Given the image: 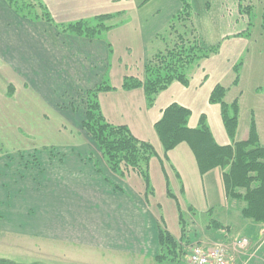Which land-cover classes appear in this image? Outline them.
I'll return each mask as SVG.
<instances>
[{"label": "crops", "instance_id": "1", "mask_svg": "<svg viewBox=\"0 0 264 264\" xmlns=\"http://www.w3.org/2000/svg\"><path fill=\"white\" fill-rule=\"evenodd\" d=\"M43 1L54 23L58 25L78 21L96 23L100 16L111 17L105 20L108 28L103 29L99 37L91 39L61 32L53 23L23 18L10 7L7 0H0V69L2 66L9 68L6 76L10 82H25L28 89L17 92L18 96L35 100L37 94L42 104L45 102L50 108L56 106L60 109L59 102L66 96L68 99L81 96L101 82L108 81L115 87L101 93V97L111 99L102 105L108 120L129 126L137 137L153 143L157 151L162 149V144L155 124L161 120L164 110L173 103L190 110V128H196L204 118L221 146L247 141L254 124L259 143L264 147V91L260 90L264 86V30L261 21H255L254 29L247 32L243 28H237L241 24L242 15L234 17L229 15V10L226 11L227 0H190L199 38L205 48H216V52H211L193 65L187 83L173 81L158 93L154 104L149 106L143 88L126 90L121 87L122 81L126 76H135L136 72L139 73L137 77L143 74L146 64L158 52L165 51L173 44L172 35L168 31L175 14L182 7L180 0ZM257 19L258 17L255 18ZM236 66L239 78L235 83ZM217 85L227 88L224 103L231 105L238 102L239 105L238 124L233 137H230L224 124L221 105L210 101L211 93ZM114 96L121 101L114 102ZM69 110L63 111L66 114L65 120H76L81 125L82 114ZM52 111L57 116H63L61 112ZM161 157H165L163 161L170 162L175 169L166 171L170 184L177 186L180 195L191 194V205H197L196 201L203 205L232 206H229L230 209L224 206L227 213L225 216L221 214V220L209 221H217L227 230L223 234L219 232L220 243L216 244L227 245L230 264H264V224L244 217L241 213L244 202L229 197L223 177L228 168L216 167L204 174L200 173L195 155L187 142L180 143ZM65 161L77 170H59L56 175L60 181L53 182L54 186L66 188L69 183H73L79 188L92 189L96 185L102 187L103 194L114 199L115 205H136L128 197L126 201L119 198L99 171L91 167L80 168L79 161ZM161 171L165 179V173ZM0 182L2 186L7 185L1 180ZM122 182L126 184L125 181ZM7 183L8 187H15L12 180ZM103 198L101 203L91 205H109ZM66 199L64 196L63 200ZM58 204L70 205L65 201H59ZM78 204L90 205L81 203L80 195ZM233 205H239V208L235 209ZM4 206V202L0 201V222ZM61 208L69 209L70 206ZM233 209L238 216V231H242L236 239L244 235L251 241L245 250L237 249L234 245L236 239H231V235L237 233L236 230L232 231L229 224V213ZM8 216L9 220L14 217L13 214ZM46 224L52 225L53 222L47 221ZM105 225L111 226L110 223ZM5 227L0 223L2 233ZM127 230L131 234L132 231ZM150 252L151 250H147V256Z\"/></svg>", "mask_w": 264, "mask_h": 264}, {"label": "rangeland", "instance_id": "2", "mask_svg": "<svg viewBox=\"0 0 264 264\" xmlns=\"http://www.w3.org/2000/svg\"><path fill=\"white\" fill-rule=\"evenodd\" d=\"M228 10L231 16L242 15L237 28L248 32L254 29L255 21L262 24L264 0H227ZM7 69L6 66L0 69V180L7 184H0V201L5 205L0 223L6 226L3 233L0 231V258L15 264H186L195 245L211 247L220 243L219 232L223 234L227 230L223 225L218 228L209 221L221 220V214L225 216L226 209L232 206L203 205L196 201L197 205H191L192 195H180L177 186L169 182L166 171L174 168L161 157L169 152H165L163 145L157 151L153 143L137 137L128 126L132 136L150 142L157 151L149 161L147 184L137 167L126 164L125 160H112L107 149L83 128L87 108L83 94L60 100L61 110L56 106L50 108L47 103L42 104L37 94L35 100L18 96L17 92L28 88L25 82H10ZM138 74L136 72L135 77ZM143 76L144 71L138 77ZM11 89L14 93L10 96ZM101 93L98 103L105 122L125 125L108 120L102 105L111 99L101 97ZM113 101L120 102L121 99L114 96ZM52 109L63 113L64 117L55 115ZM66 109L82 114L81 125L76 120H65L63 111ZM191 151L195 155L192 148ZM66 159L70 163L79 161L80 168L91 167L99 171L119 198L126 201L128 197L136 205H115L114 199L103 194L102 187L96 185L92 186L96 190L79 188L73 183L66 188L54 186L53 182L60 181L56 175L59 170H77L69 166ZM197 165L201 173L198 161ZM10 180L15 187H8ZM215 190H218L217 186ZM79 195L81 203L90 205L78 204ZM64 196L66 200H63ZM100 196L109 205H91L101 203ZM173 196L181 205H176ZM59 201L70 205H59ZM238 206L233 205V208L238 209ZM230 211L229 224L232 231L237 232L231 235L234 240L242 231H238L237 214L234 209ZM9 214L15 218L9 220ZM47 221L53 224L45 225ZM106 223L111 226L107 227ZM127 229L132 231L131 234ZM164 230L172 234L174 244H163L160 232ZM147 250H151L149 256ZM0 264L8 263L0 261Z\"/></svg>", "mask_w": 264, "mask_h": 264}, {"label": "trees", "instance_id": "3", "mask_svg": "<svg viewBox=\"0 0 264 264\" xmlns=\"http://www.w3.org/2000/svg\"><path fill=\"white\" fill-rule=\"evenodd\" d=\"M182 7L175 14L169 26L168 33L172 35L173 44L165 51L158 52L145 66L143 78L126 76L122 88L132 90L143 88L147 103L152 106L159 92L166 89L173 81L188 82L189 71L200 59L216 52V48H205L199 38L193 21L194 10L190 0H180ZM10 7L23 18L32 21L53 23L59 31L88 38H96L100 32L108 28L105 20L111 16H100L96 23L78 21L66 25L54 23V19L43 0H7ZM262 28L264 30V10L262 13ZM250 26V25H249ZM238 81L239 69L235 67ZM12 88V86H11ZM13 89V88H12ZM9 91L11 96L14 91ZM115 89L108 81L101 82L97 87L83 93L86 100V119L82 123L84 129L93 134L98 144L107 149L112 160H125L126 164L137 167L147 184H149L148 167L151 157L157 154L154 146L132 136L126 125L114 126L105 122L102 117L98 96L101 92ZM264 91V86L260 89ZM227 88L217 85L211 93L210 101L219 103L222 117L230 137H233L238 124L239 105L224 103ZM76 101H74V105ZM101 113L99 117L96 113ZM97 113V114H98ZM191 112L188 108L173 103L168 106L161 120L155 124L165 152L174 149L182 142H187L195 153L202 174L216 167L228 168L224 180L229 197L244 202L241 213L244 217L264 224V147L258 140L254 124L247 141L221 146L213 137L204 120L196 128L188 126ZM169 195V194H168ZM170 195H173L170 193ZM172 197V196H171ZM173 199L180 205L175 196ZM182 212V211H181ZM182 217V214L179 213ZM218 228L220 223L215 221ZM213 223V224H214ZM161 241L174 244L172 234L161 231ZM160 258V257H159ZM0 261L15 264L5 258Z\"/></svg>", "mask_w": 264, "mask_h": 264}, {"label": "built area", "instance_id": "4", "mask_svg": "<svg viewBox=\"0 0 264 264\" xmlns=\"http://www.w3.org/2000/svg\"><path fill=\"white\" fill-rule=\"evenodd\" d=\"M251 244L248 237L235 240L237 249L245 250ZM188 264H230L227 245L215 244L211 247L195 245L188 255Z\"/></svg>", "mask_w": 264, "mask_h": 264}]
</instances>
